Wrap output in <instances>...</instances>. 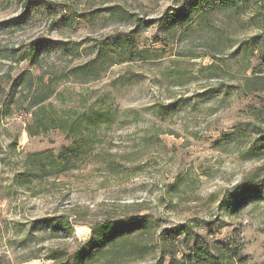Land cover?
I'll list each match as a JSON object with an SVG mask.
<instances>
[{
  "label": "rangeland",
  "instance_id": "1",
  "mask_svg": "<svg viewBox=\"0 0 264 264\" xmlns=\"http://www.w3.org/2000/svg\"><path fill=\"white\" fill-rule=\"evenodd\" d=\"M239 5L0 0V264H51L47 249L73 254L92 225L142 216L157 243L188 224L235 248L236 264H264V201L232 210L226 200L236 185L264 178V147L241 157L264 144V93L239 85L253 69L264 83V0ZM23 73L116 118L82 165L31 191L14 184L26 155L58 153L72 140L26 134L35 87H14ZM59 215L72 234L50 239L42 220ZM124 264L167 259L153 249Z\"/></svg>",
  "mask_w": 264,
  "mask_h": 264
},
{
  "label": "trees",
  "instance_id": "2",
  "mask_svg": "<svg viewBox=\"0 0 264 264\" xmlns=\"http://www.w3.org/2000/svg\"><path fill=\"white\" fill-rule=\"evenodd\" d=\"M242 1L245 0H213L232 8H238ZM174 19L181 20V17ZM260 25V36L264 41V16L260 18ZM39 50V46H34L33 52L37 56ZM261 55L264 56V46ZM253 70L252 77H243L239 85L248 94L264 93V83L257 81L261 78L254 79L261 72ZM27 75L21 74L14 84V87L27 85L28 91L35 87V92L26 98L30 121L26 134L36 138L39 134L55 130L72 140L58 153L47 150L26 155L14 184L18 189L31 191L33 185L37 187L49 178L76 170L82 165L102 144L104 135L116 118L113 110L89 106L82 96L57 93L52 79L44 84L43 78L38 77L34 86L31 76ZM52 97L61 107L50 101ZM261 147L264 144L257 151L251 149L242 153L241 157L254 156ZM260 199L264 201V178L248 179L236 185L226 200L229 208L238 210L250 201ZM42 223L47 226L50 239H66L72 234L68 219L63 215L43 219ZM154 232V224L146 216L107 219L90 227L89 238L78 245L73 254L61 248L47 249L44 258L51 264H124L142 260L153 249H158L160 259H167V264H236L238 251L235 248L230 244L210 242L204 235L194 233L193 227L188 224L161 234L158 243L155 242Z\"/></svg>",
  "mask_w": 264,
  "mask_h": 264
}]
</instances>
